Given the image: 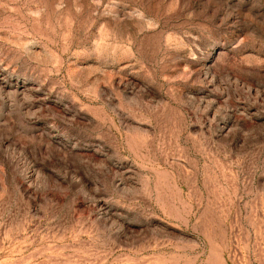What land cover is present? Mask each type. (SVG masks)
Returning <instances> with one entry per match:
<instances>
[{
    "label": "rangeland",
    "instance_id": "obj_1",
    "mask_svg": "<svg viewBox=\"0 0 264 264\" xmlns=\"http://www.w3.org/2000/svg\"><path fill=\"white\" fill-rule=\"evenodd\" d=\"M0 264H264V0H0Z\"/></svg>",
    "mask_w": 264,
    "mask_h": 264
}]
</instances>
